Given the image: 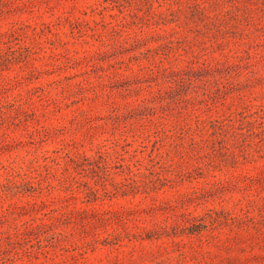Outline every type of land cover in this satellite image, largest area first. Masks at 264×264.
<instances>
[{
	"label": "rangeland",
	"instance_id": "obj_1",
	"mask_svg": "<svg viewBox=\"0 0 264 264\" xmlns=\"http://www.w3.org/2000/svg\"><path fill=\"white\" fill-rule=\"evenodd\" d=\"M0 264H264V0H0Z\"/></svg>",
	"mask_w": 264,
	"mask_h": 264
}]
</instances>
